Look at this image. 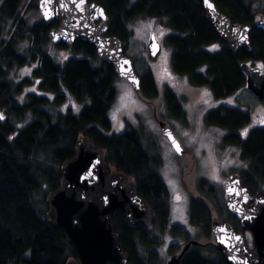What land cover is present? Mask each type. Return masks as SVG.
I'll return each instance as SVG.
<instances>
[{"label":"trees","instance_id":"1","mask_svg":"<svg viewBox=\"0 0 264 264\" xmlns=\"http://www.w3.org/2000/svg\"><path fill=\"white\" fill-rule=\"evenodd\" d=\"M32 1L0 0V264H65L78 258L64 228L48 222L47 195L61 184V166L73 155L80 137L104 151L107 168L128 176L153 212L151 222L143 225L131 224L120 209L113 211L112 230L128 255L127 264H161L156 248L166 232L185 235L184 243L176 245L171 255L195 239L184 226L170 223L168 188L157 170L161 157L149 154L142 134L131 123L126 122L120 131H110L108 110L116 97L117 76L113 67L98 56L91 43L79 38L70 48L55 43L71 53L61 62L55 60L47 44L52 42L48 32L58 20L44 22L40 17L28 23L21 9L34 6ZM92 1L103 6L108 16L105 33L120 38L124 52L131 35L127 26L131 19L138 15L163 19L170 28L164 43L170 48L172 69L185 75L192 85L208 86L215 98L245 85L242 62L259 60L264 69V30L254 26L249 31L250 50L238 47L231 52L196 0ZM213 1L232 21L251 23L258 18L245 0ZM259 14L264 18V10ZM24 37L29 41L21 51L18 42ZM214 43L219 46L210 48ZM33 62L30 76L15 79L9 74L12 67ZM135 71L140 94L157 96L150 69L145 65ZM32 81L37 82L38 91L24 92L25 85ZM67 95L81 105L77 110L57 109ZM162 99L171 117L184 119V109L172 89L165 87ZM25 115L29 118L19 123ZM203 121L225 130L221 143L239 147L240 157L248 163L236 173L249 189H258L260 180H264V126L248 127L249 111L231 104L207 109ZM196 188L205 196H190L188 221L199 226L205 239L191 244L178 264H227L213 244L212 211L215 218L228 221L235 230H248L223 200L216 198L214 185L206 178H198Z\"/></svg>","mask_w":264,"mask_h":264},{"label":"water","instance_id":"2","mask_svg":"<svg viewBox=\"0 0 264 264\" xmlns=\"http://www.w3.org/2000/svg\"><path fill=\"white\" fill-rule=\"evenodd\" d=\"M196 1L231 52L238 47L250 50L249 31L254 26L264 30L262 14L251 23H242L232 21L213 0ZM36 6L44 22L58 20L48 32L52 42L64 43L68 48L77 38L91 43L98 56L113 67L115 74L125 77L139 91V76L131 57L123 50L122 40L105 33L108 16L101 4L92 0H36ZM147 51L151 58L160 51V42L154 32H150ZM240 68L245 74L246 87L262 99L264 71L247 62H242ZM158 125L159 132L174 151L183 153L184 149L168 122L159 120ZM176 145H179V151ZM107 165L104 151L87 138L80 137L73 155L61 166V184L47 195L48 222L53 227L64 228L67 241L74 245L78 254L77 259L65 264H105L107 261L127 264L128 255L111 226L115 209L123 211L131 224L148 225L151 222L153 212L132 180L120 171L109 170ZM222 195L225 207L250 232L252 244H247L243 231L214 217L210 228L216 249L227 264H264V190L249 189L238 173L231 172L224 181ZM197 243L196 239L187 241L166 264H178L180 255L191 244Z\"/></svg>","mask_w":264,"mask_h":264},{"label":"rangeland","instance_id":"3","mask_svg":"<svg viewBox=\"0 0 264 264\" xmlns=\"http://www.w3.org/2000/svg\"><path fill=\"white\" fill-rule=\"evenodd\" d=\"M251 4L255 17L264 10V0H245ZM33 4L36 0L32 1ZM21 13L28 23L40 18L36 4L30 8H22ZM131 35L126 41L125 52L133 60L135 70L147 66L152 72L157 86V96L146 98L130 84L125 77L116 76L114 87L116 97L108 110L111 121L110 131H120L126 122L137 127L142 134V141L147 151L158 154L161 164L158 172L167 185L170 204V223L184 226L191 238L203 241L199 226L188 221V205L190 196L203 198L205 195L197 190L196 180L206 178L214 185L216 198L223 200V184L231 172H237L247 167L248 160L240 157L239 147L234 144L221 143L224 129L216 125H208L203 121L204 112L220 104L236 105L250 113L248 127L254 125L264 126V101L259 99L246 85L225 96L215 98L206 85H192L185 75L176 73L170 65V48L164 43L165 35L170 28L164 24L163 19L157 17L138 15L128 24ZM150 32H154L160 42V51L156 57L151 58L147 51V42ZM28 38L24 37L18 42V49L24 51L28 45ZM218 43L209 47L217 48ZM49 54L57 61L71 53L67 48L57 46L50 42L47 44ZM258 65L263 71L259 60L246 61ZM35 63L14 66L9 74L15 79L30 76ZM165 87L172 89L180 100L184 109V119L171 117L164 105L162 91ZM38 91L37 82L25 85V91ZM23 93L20 100H23ZM79 105L71 95L58 105L57 109L65 110L71 107L77 110ZM29 118L25 115L19 123H24ZM26 119V120H25ZM167 121L175 136L180 141L184 151L178 154L174 151L168 140L159 132L158 121ZM264 190V180H260L259 188ZM221 202V201H220ZM212 216L216 217L215 210ZM246 242L252 244L251 234L246 231ZM185 235H171L166 232L163 240L157 245L160 254V263L165 264L176 245L181 246Z\"/></svg>","mask_w":264,"mask_h":264},{"label":"snow or ice","instance_id":"4","mask_svg":"<svg viewBox=\"0 0 264 264\" xmlns=\"http://www.w3.org/2000/svg\"><path fill=\"white\" fill-rule=\"evenodd\" d=\"M210 8L212 7V5L211 4H209L208 5ZM125 63H127V62H125ZM0 119H3V117L2 116H0ZM262 122H264V121H262ZM247 133L245 132V135H246ZM173 143L175 144V141H173ZM176 150L177 151H179L180 149H179V145H176Z\"/></svg>","mask_w":264,"mask_h":264},{"label":"flooded vegetation","instance_id":"5","mask_svg":"<svg viewBox=\"0 0 264 264\" xmlns=\"http://www.w3.org/2000/svg\"><path fill=\"white\" fill-rule=\"evenodd\" d=\"M191 240V239H190ZM166 264V263H165Z\"/></svg>","mask_w":264,"mask_h":264}]
</instances>
